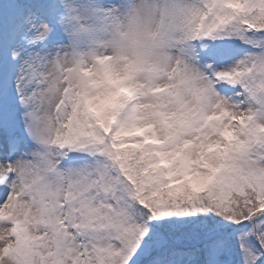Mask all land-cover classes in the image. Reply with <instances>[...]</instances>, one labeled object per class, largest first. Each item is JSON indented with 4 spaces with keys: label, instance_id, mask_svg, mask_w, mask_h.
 <instances>
[{
    "label": "snow or ice",
    "instance_id": "1",
    "mask_svg": "<svg viewBox=\"0 0 264 264\" xmlns=\"http://www.w3.org/2000/svg\"><path fill=\"white\" fill-rule=\"evenodd\" d=\"M0 264H264V0H0Z\"/></svg>",
    "mask_w": 264,
    "mask_h": 264
}]
</instances>
